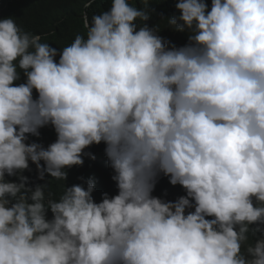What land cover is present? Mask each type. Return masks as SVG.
I'll list each match as a JSON object with an SVG mask.
<instances>
[{"label": "clouds", "instance_id": "obj_1", "mask_svg": "<svg viewBox=\"0 0 264 264\" xmlns=\"http://www.w3.org/2000/svg\"><path fill=\"white\" fill-rule=\"evenodd\" d=\"M152 5L0 18V264H264V0Z\"/></svg>", "mask_w": 264, "mask_h": 264}, {"label": "trees", "instance_id": "obj_2", "mask_svg": "<svg viewBox=\"0 0 264 264\" xmlns=\"http://www.w3.org/2000/svg\"><path fill=\"white\" fill-rule=\"evenodd\" d=\"M85 2L86 0H0V18L14 17L22 29L44 36L43 42H48L52 47L59 49L70 44L76 34L85 33L82 22L84 12H87L91 18L93 14L106 10L111 0H95L92 7L88 9L83 7ZM130 2L140 6V0H130ZM150 2L153 3L152 7L155 10L151 19L154 24L158 23V26L163 23L160 21L162 16L177 14L175 6L171 7L173 0H150ZM205 2L210 8L211 0H205ZM101 145L102 143L85 149V152L92 153L95 159L85 156L84 160L90 159L97 166L102 165L105 168L108 162L106 160L101 162ZM112 185L111 177L107 176L104 181L105 190ZM61 191L62 188L59 187L54 195H58ZM164 199L174 201L170 197H164Z\"/></svg>", "mask_w": 264, "mask_h": 264}]
</instances>
